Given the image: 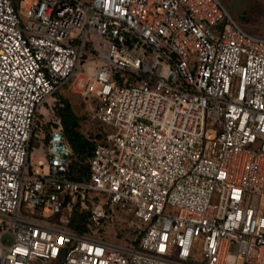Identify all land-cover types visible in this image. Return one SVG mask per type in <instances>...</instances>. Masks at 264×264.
<instances>
[{
	"label": "built area",
	"instance_id": "1",
	"mask_svg": "<svg viewBox=\"0 0 264 264\" xmlns=\"http://www.w3.org/2000/svg\"><path fill=\"white\" fill-rule=\"evenodd\" d=\"M81 66L86 160L37 131ZM0 264H264V38L220 0H0Z\"/></svg>",
	"mask_w": 264,
	"mask_h": 264
},
{
	"label": "rangeland",
	"instance_id": "2",
	"mask_svg": "<svg viewBox=\"0 0 264 264\" xmlns=\"http://www.w3.org/2000/svg\"><path fill=\"white\" fill-rule=\"evenodd\" d=\"M220 1L225 6L232 18H234L245 31L253 36L264 38V0ZM21 14L23 16V10H21ZM23 20H25L24 16ZM81 75H86V72L82 66L79 68L76 75L60 88L59 92L54 96V99L49 100L51 104L55 105L53 108L55 115L51 114L49 111V103L42 106L39 115V129L37 131L41 130L46 138L49 131L51 130V126H54L53 120H57L54 119V117H61L66 126L70 124L67 121L66 113L63 111L65 109V103H68L69 111L74 118V123L69 125V131L78 132L84 137L90 139L93 143L100 141V138L97 137L99 133L104 134L105 128H102L97 122L91 119V111H89V108L84 102V96L77 91L78 89L84 90L85 87L86 81L81 77ZM61 104H63V107L59 106ZM69 117H71V115ZM39 160H41V151L33 145L29 158L31 171L37 168V162ZM64 216V212L59 216L51 215V217L54 219H59L60 217ZM117 218L119 221L123 222H120L119 224L121 231L126 227V222L129 217L123 213H118ZM128 231L130 232L131 230H127V232ZM123 232L125 233V231ZM106 233L111 235L113 234V231L110 230ZM200 257V252L195 250L192 256L193 260L199 261Z\"/></svg>",
	"mask_w": 264,
	"mask_h": 264
},
{
	"label": "trees",
	"instance_id": "3",
	"mask_svg": "<svg viewBox=\"0 0 264 264\" xmlns=\"http://www.w3.org/2000/svg\"><path fill=\"white\" fill-rule=\"evenodd\" d=\"M65 109L63 110L66 113V117H67V121L70 123L68 125H72L74 123V118L73 115L70 113L69 111V106L68 103L64 104ZM71 117H69L70 115ZM69 138L71 140L72 146L74 147L75 150H77L82 159L86 160L90 155H91V151L95 145V143H93L90 139L84 137L83 135L79 134L78 132H72L69 131ZM48 137V136H47ZM98 138H100L99 140L102 141L104 140L105 135L104 134H100L97 136ZM32 145H36V139L35 137L32 138ZM81 219V214H77V210H74V216H73V222L74 220H79ZM120 226V225H118ZM118 235H117V240L120 241L123 244L126 245H130V244H135L136 241L133 239L135 237V233L132 231H128L130 230L129 228L125 227L123 230L120 231V227H118ZM125 231V233L123 232Z\"/></svg>",
	"mask_w": 264,
	"mask_h": 264
},
{
	"label": "crops",
	"instance_id": "4",
	"mask_svg": "<svg viewBox=\"0 0 264 264\" xmlns=\"http://www.w3.org/2000/svg\"><path fill=\"white\" fill-rule=\"evenodd\" d=\"M36 146V145H35Z\"/></svg>",
	"mask_w": 264,
	"mask_h": 264
}]
</instances>
